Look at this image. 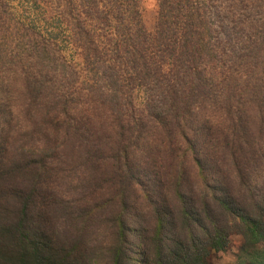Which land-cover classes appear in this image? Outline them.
<instances>
[{"label": "trees", "instance_id": "16d2710c", "mask_svg": "<svg viewBox=\"0 0 264 264\" xmlns=\"http://www.w3.org/2000/svg\"><path fill=\"white\" fill-rule=\"evenodd\" d=\"M112 1L84 8L94 35L68 19L86 85L48 37L0 54V264H207L232 229L264 240V0H157L152 31Z\"/></svg>", "mask_w": 264, "mask_h": 264}, {"label": "rangeland", "instance_id": "374dc122", "mask_svg": "<svg viewBox=\"0 0 264 264\" xmlns=\"http://www.w3.org/2000/svg\"><path fill=\"white\" fill-rule=\"evenodd\" d=\"M100 1L101 9H104L102 12L106 11L110 4H114L112 0ZM66 4L72 6L69 17L64 8ZM90 4L91 0H0V9L6 11V14H0V54L7 58L8 55L23 52L30 37L41 35L45 40L48 37L49 47L58 53H51L48 49L49 53L44 51V59L52 61L51 63L56 62L58 67H72L80 76L77 86L86 85L88 79L83 70L81 51L70 36L68 19H71V23L75 21L73 19L81 21L94 35V31H99L103 24L96 25V22L85 18L84 8ZM137 7L146 29L152 31L157 0H137ZM109 19L115 24L120 20V16L116 14V18ZM111 31L108 25L103 35H109ZM218 34L224 37V33ZM135 94L136 103L142 102L143 94L140 91ZM231 231L228 236V248L223 252H212L207 264H264V240H257L255 235L243 236L234 229Z\"/></svg>", "mask_w": 264, "mask_h": 264}]
</instances>
